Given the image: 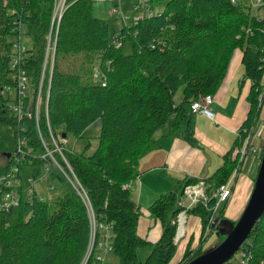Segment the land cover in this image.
Segmentation results:
<instances>
[{
    "label": "trees",
    "instance_id": "trees-1",
    "mask_svg": "<svg viewBox=\"0 0 264 264\" xmlns=\"http://www.w3.org/2000/svg\"><path fill=\"white\" fill-rule=\"evenodd\" d=\"M54 1L0 0V158L5 160L0 165V264H80L90 222L85 202L69 181L72 175L86 192L96 222L111 225L112 255L119 264H170L177 251L174 222L185 210L184 190L203 184L204 198L186 211L202 225L198 246L192 248L189 239L177 262L187 264L203 253L208 233L216 235L214 219L225 218L226 204L215 217L211 214L212 193L238 166V156L232 159L231 154L242 145L244 130L260 120L264 19L255 21L245 0H155L166 2L163 9L151 17L144 13L130 26L117 14L124 26L111 39L109 22L93 15L94 2L67 0L55 35L52 31L56 42L51 69V57L46 64L45 56ZM25 38L31 44L26 49ZM237 49L242 52L244 77L250 81L246 121L215 173L188 179L150 205L148 211L160 222L162 233L157 242L149 243L137 235L140 208L123 186L136 178L140 159L155 149L154 135L168 122L180 138L191 141L190 104L213 97ZM48 70L47 117L44 92L39 120L17 118L11 107L18 101V73L26 75L31 91L42 74L47 83ZM28 99H23L25 107ZM95 123L99 135L93 152L88 153L89 143L82 151H73L68 139L82 138ZM49 129L57 144L65 141L62 155L56 151L51 155L60 168L45 154L38 136L39 130L49 150H54ZM26 169L37 176L43 193L34 188L33 176L29 185L23 183ZM104 235L98 230L96 241ZM143 247L150 251L140 261L137 251ZM240 252L246 264H264V214L226 264H240Z\"/></svg>",
    "mask_w": 264,
    "mask_h": 264
},
{
    "label": "crops",
    "instance_id": "crops-1",
    "mask_svg": "<svg viewBox=\"0 0 264 264\" xmlns=\"http://www.w3.org/2000/svg\"><path fill=\"white\" fill-rule=\"evenodd\" d=\"M121 2L120 7L125 18L127 16L123 12ZM134 4L129 6L132 11ZM249 90L250 81L244 77L242 52L237 49L230 58L224 80L212 97L209 108L214 115L213 119L202 114H190L192 132L190 142L174 133L170 122L156 132L154 140L157 146L140 159L138 175L127 185L132 201L140 208L137 235L141 239L155 243L161 236L160 222L148 211L158 197L174 191L188 179L208 178L223 164L225 156L232 150L237 132L246 121L249 112L247 100ZM175 101L179 103L180 96ZM231 158H235L234 151ZM245 162L246 166L242 171ZM247 165L245 159L234 183L231 198L225 205L224 215L230 220L239 218L253 188L257 169L254 170L255 165ZM181 204L189 205L190 199L184 197ZM201 231L200 219L187 215L183 251L180 253L181 250L178 249L180 254L176 251L170 264H177L180 261L189 239L193 240L192 244H197ZM112 256L114 255L107 256V261H110Z\"/></svg>",
    "mask_w": 264,
    "mask_h": 264
},
{
    "label": "built area",
    "instance_id": "built-area-1",
    "mask_svg": "<svg viewBox=\"0 0 264 264\" xmlns=\"http://www.w3.org/2000/svg\"><path fill=\"white\" fill-rule=\"evenodd\" d=\"M91 2H105V0H89ZM109 2L114 3V7L111 8V12L113 15L120 14L125 21L127 17L124 18L121 7H120V2L121 0H107ZM150 0H137L135 4L133 5V11L139 10L141 7H146V15L147 16H152L154 12L150 9H148V3ZM244 4L249 8L250 10V15L255 18V21H260L264 19V0H253L251 3L244 2ZM67 0H55L54 1V14H53V21L52 25L50 27V33L48 36V41H47V49H46V64L48 61V57L50 56V68L52 69L53 67V62L52 58L54 57V50H55V42L56 38L55 36L52 37V31L54 30V35L58 30V24L59 21L62 17V14L64 13L65 9L67 8ZM255 9L258 11V14H253L252 10ZM141 19V17L139 18ZM56 23V26H55ZM55 26V27H54ZM245 30V33L248 35H253V31L249 28L243 29ZM22 32V30H21ZM262 33L264 35V28L262 29ZM20 37V35H19ZM16 50L18 53H20L21 49V43L16 42L15 44ZM16 59H19L17 57ZM15 60L14 62H16ZM46 69V65L44 66V70ZM49 76L47 79V83L45 82V74L41 76V79L39 81L38 87H36L33 90H29V86L27 84V78L26 75H24L23 72H19L17 75V87H16V92L18 95V101L17 103L11 107L13 112L16 114L17 118H29V119H35L36 121L39 120L40 118V110H41V99L42 95L45 92V103H44V111L45 115L47 117L48 112H47V101L49 98V86H50V74L51 70H48ZM261 89L264 91V81L261 83ZM26 97H30L28 99V106L25 107L23 99ZM264 97L259 96V101H261ZM212 102V98L210 96H204L201 97L195 101H193L190 104V114H202L210 119H213L214 115L212 111L210 110V104ZM262 109V107H261ZM49 135L51 138V144L54 146V150H49V148L46 146L45 141L38 130V136L41 140V142L44 144L45 148V154L48 155L49 157L52 158L54 164L60 168L58 162H56L52 155L53 151L58 152L60 155H62V148L65 147V141L63 142V145H59L55 142L54 136L52 135L51 130L49 129ZM264 146V115L260 116V120L255 124V126L250 127L249 130H244V139L243 143L240 146V148L235 149L234 153L235 156H238V166L234 169L230 177L228 178L227 182L217 190L212 193V198L215 200L214 206L211 208L210 212L214 217L217 215L219 209L225 205L229 199L231 198L232 194V189L234 186V183L238 177V174L241 170V164L242 162L246 159L248 155H257L261 149H263ZM44 157V156H43ZM66 166L69 168L67 162L65 163ZM72 180L70 179L69 181L73 184V187L75 191L80 195L82 200L85 202L87 208H88V218L90 222V234H89V240H88V245L85 251V254L80 262V264H89L91 260V264H108L107 261V256L113 254V247L112 243L110 241V238H112V234L110 233L111 225H104V224H99L96 222L94 218L93 211L89 205L86 192L82 188L81 184L79 181L76 179L74 175L71 176ZM201 187V188H200ZM127 185L123 186V189H126ZM204 186L203 184H199L197 186H188L184 190L185 197H188L190 199V204L189 205H184L185 210L181 211L177 218L176 221L174 222L176 224V234L174 238V243L178 244L184 239V231H185V224H186V211L190 208H192L194 205H196L200 200L204 198ZM12 204L15 205L16 202L12 201ZM182 205V204H181ZM213 216L211 217L210 221L212 220ZM217 219V218H216ZM216 219H214L213 222V227H216ZM212 227V228H213ZM104 230L105 235L102 237V239L96 241V232L98 230ZM209 227L206 229L209 232ZM238 261L240 264H246V258L243 253H239L237 255Z\"/></svg>",
    "mask_w": 264,
    "mask_h": 264
},
{
    "label": "rangeland",
    "instance_id": "rangeland-1",
    "mask_svg": "<svg viewBox=\"0 0 264 264\" xmlns=\"http://www.w3.org/2000/svg\"><path fill=\"white\" fill-rule=\"evenodd\" d=\"M134 2H135V0H122V2H121L123 12H124L125 16H127L126 24L128 26H130L131 25L130 23H132L133 21H135V20L138 21L139 18L142 15L144 16V13L146 12V7H144V6L135 12L132 11L131 8H129V6H130V4H134ZM245 2H247L249 4V3L253 2V0H245ZM165 3H166L165 1L158 2L155 0H153V1L150 0V2L147 4L148 5L147 7H148V9H150V11L152 10L154 13H159L163 9V7L165 6ZM113 7H114V3L109 2L107 0H105V2H94L92 4L93 15L96 18H99L102 20L105 19V21L109 22V24H110V38L111 39H113V36L116 35L117 33H119V30L124 26L123 22L120 20V16L119 15L116 16V15L112 14L111 8H113ZM252 13L258 14L259 12L256 11L255 9H253ZM114 38H115V36H114ZM22 44H23L24 49H26L25 45L26 46L31 45L30 42L27 40V38L24 39ZM179 96H180V91H178L177 95H175V99L179 98ZM98 135H99V128H98L97 123H95V124L89 126L84 131V133L82 134V138H78V139L69 138L68 141L70 144L72 143L71 146L73 148V151H75V152L82 151L84 146L87 143H89L90 150L88 153H92L93 150L97 146V139L96 138L98 137ZM0 157H1V155H0ZM246 161L248 164L247 166H252V165L254 166L255 165L254 170L258 169L259 161L257 160V155H248L246 157ZM250 162H252V163H250ZM4 163H5V160L0 158V165H3ZM245 166H246V162L244 163V165L242 167V171H244ZM31 176H33L35 178V180H34L35 187L34 188L37 189V191L43 193L44 189L42 191V188H40V185H38V183H36L37 182V176H35V174L31 170L26 169L24 171L23 183L25 185H29V178ZM233 221H235V220H233ZM211 233H208V237L204 238L203 248L205 250L217 246L223 239V238L217 239L215 233H213V232H211ZM184 243H185V240H183L180 243V245L178 246L177 254L182 253ZM195 245L192 244V248L197 247L198 242H197V245L196 246ZM178 249L181 250L180 253L178 252ZM149 250H150L149 247H143V248L138 249V251H137L138 259L140 261H144L148 255V253H149ZM232 262H235V257L232 259ZM108 263L109 264H119V261L115 256H112L111 260L108 261Z\"/></svg>",
    "mask_w": 264,
    "mask_h": 264
},
{
    "label": "water",
    "instance_id": "water-1",
    "mask_svg": "<svg viewBox=\"0 0 264 264\" xmlns=\"http://www.w3.org/2000/svg\"><path fill=\"white\" fill-rule=\"evenodd\" d=\"M263 214L264 146L250 197L239 218L235 221L228 218L216 220V237H223L222 241L217 246L206 249L187 264H226L248 238L253 226Z\"/></svg>",
    "mask_w": 264,
    "mask_h": 264
},
{
    "label": "bare ground",
    "instance_id": "bare-ground-1",
    "mask_svg": "<svg viewBox=\"0 0 264 264\" xmlns=\"http://www.w3.org/2000/svg\"><path fill=\"white\" fill-rule=\"evenodd\" d=\"M53 14H54V8H53ZM52 21H53V16H52ZM52 25V24H51ZM55 26H56V23H55ZM54 26V27H55ZM58 26H59V24H58ZM211 97V96H210ZM212 98V97H211Z\"/></svg>",
    "mask_w": 264,
    "mask_h": 264
},
{
    "label": "clouds",
    "instance_id": "clouds-1",
    "mask_svg": "<svg viewBox=\"0 0 264 264\" xmlns=\"http://www.w3.org/2000/svg\"><path fill=\"white\" fill-rule=\"evenodd\" d=\"M260 162V161H259ZM179 244V243H178ZM178 244H176L178 246ZM181 259V258H180Z\"/></svg>",
    "mask_w": 264,
    "mask_h": 264
}]
</instances>
